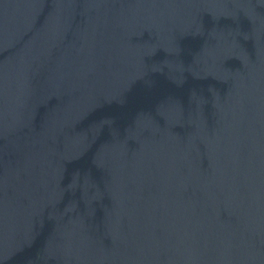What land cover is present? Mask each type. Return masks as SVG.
<instances>
[{
	"label": "water",
	"instance_id": "1",
	"mask_svg": "<svg viewBox=\"0 0 264 264\" xmlns=\"http://www.w3.org/2000/svg\"><path fill=\"white\" fill-rule=\"evenodd\" d=\"M0 264H264V0H0Z\"/></svg>",
	"mask_w": 264,
	"mask_h": 264
}]
</instances>
